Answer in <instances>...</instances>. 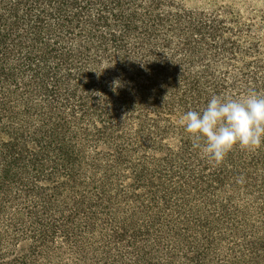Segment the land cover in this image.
Wrapping results in <instances>:
<instances>
[{
	"label": "trees",
	"instance_id": "1",
	"mask_svg": "<svg viewBox=\"0 0 264 264\" xmlns=\"http://www.w3.org/2000/svg\"><path fill=\"white\" fill-rule=\"evenodd\" d=\"M229 26L173 0H0V264H264V147L216 165L180 123L264 95Z\"/></svg>",
	"mask_w": 264,
	"mask_h": 264
},
{
	"label": "clouds",
	"instance_id": "2",
	"mask_svg": "<svg viewBox=\"0 0 264 264\" xmlns=\"http://www.w3.org/2000/svg\"><path fill=\"white\" fill-rule=\"evenodd\" d=\"M180 123L194 149L219 165L234 148L251 152L264 147V95L255 91L239 98L212 94L204 108L185 112Z\"/></svg>",
	"mask_w": 264,
	"mask_h": 264
},
{
	"label": "rangeland",
	"instance_id": "3",
	"mask_svg": "<svg viewBox=\"0 0 264 264\" xmlns=\"http://www.w3.org/2000/svg\"><path fill=\"white\" fill-rule=\"evenodd\" d=\"M173 1L190 11L217 14L237 35L240 53L255 52L254 63L264 69V0ZM216 65L221 69L228 68L233 75L238 74L241 66L239 61L234 64L228 59L218 60Z\"/></svg>",
	"mask_w": 264,
	"mask_h": 264
}]
</instances>
